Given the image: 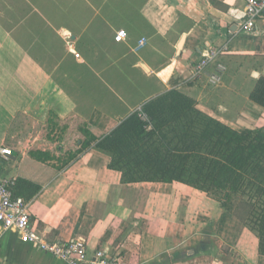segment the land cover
<instances>
[{
  "label": "crops",
  "instance_id": "0c3cea01",
  "mask_svg": "<svg viewBox=\"0 0 264 264\" xmlns=\"http://www.w3.org/2000/svg\"><path fill=\"white\" fill-rule=\"evenodd\" d=\"M4 3L0 150L2 129L19 114L79 118L108 134L171 90L231 128L244 116L264 127V108L251 100L264 78V18L244 29L245 0ZM122 31L127 37L117 42ZM142 39L147 44L136 50ZM27 152L0 157V181L16 179L15 195L51 242L82 238L89 258L104 251L119 264H264L257 236L204 192L179 182L123 184L110 156L96 149L62 171ZM0 264L66 263L9 232Z\"/></svg>",
  "mask_w": 264,
  "mask_h": 264
},
{
  "label": "trees",
  "instance_id": "16d2710c",
  "mask_svg": "<svg viewBox=\"0 0 264 264\" xmlns=\"http://www.w3.org/2000/svg\"><path fill=\"white\" fill-rule=\"evenodd\" d=\"M251 100L264 108V78ZM141 112L147 122L137 111L114 131L100 135L79 118L63 121L53 116L64 125L71 146L69 152L58 147L59 159L68 157L59 170L96 149L110 156V167L122 174L123 184L179 182L219 195L221 206L257 236L264 255V127L234 130L199 111L193 99L176 90L150 100ZM131 124L138 129L132 135L134 143L127 137L118 143ZM27 153L41 162L58 160L43 151Z\"/></svg>",
  "mask_w": 264,
  "mask_h": 264
},
{
  "label": "built area",
  "instance_id": "2783aa9c",
  "mask_svg": "<svg viewBox=\"0 0 264 264\" xmlns=\"http://www.w3.org/2000/svg\"><path fill=\"white\" fill-rule=\"evenodd\" d=\"M246 8L243 19V28L254 30L257 23L264 18V0H245ZM127 33L122 31L115 40L123 41ZM147 44L146 39L139 41L136 50ZM217 52L204 55L202 60L195 65L194 72L201 73L204 68L216 57ZM77 58L79 55H75ZM215 79V78H214ZM140 118L147 122L148 118L140 110ZM13 152L4 148L0 150V157L10 158ZM16 179H3L0 181V240L9 232H16L20 238L34 245L43 253L49 254L66 264H119V257L108 256L104 251L88 256V244L82 238H73L69 241L51 242L47 236L40 232L30 219L29 204L24 199L15 195Z\"/></svg>",
  "mask_w": 264,
  "mask_h": 264
},
{
  "label": "rangeland",
  "instance_id": "374dc122",
  "mask_svg": "<svg viewBox=\"0 0 264 264\" xmlns=\"http://www.w3.org/2000/svg\"><path fill=\"white\" fill-rule=\"evenodd\" d=\"M4 1L7 0H3V2L1 0L2 5L0 6V8L2 9V11L6 7ZM50 50H52V48H50ZM235 107H237V104H235ZM231 115L237 116V109L233 110ZM259 125H261V123H257L254 119L244 116V119L241 120L238 125L236 123L232 124L231 126L233 129L242 132L246 129L256 130L262 128L259 127ZM137 130V125L135 124L127 126L124 129V136L120 141H118V143H122L124 140H126L125 137H127L128 140H131V142L134 143V138L132 137V135H134ZM148 130H150V128ZM2 131L5 136V141L2 144V149L7 148L12 150L13 155L23 154L26 151H43L47 152L48 154H50V156L55 157L56 159L58 158V162L56 160L55 161L59 166H61L62 163L66 162V160L68 159V157L59 159V157H61L62 155H60L57 151L58 147H63V152H69V150L71 149L70 142L67 141L68 136H66V129H64L63 124L57 122L56 119L51 116L46 115L43 118H33L27 116L26 114H19L17 115L15 120H13L12 124L9 127L3 128ZM123 146H126V144L124 143ZM139 167L141 169L151 168V166ZM217 196L213 197L210 195L209 197L217 201ZM227 253L229 252L227 251Z\"/></svg>",
  "mask_w": 264,
  "mask_h": 264
},
{
  "label": "water",
  "instance_id": "95a60500",
  "mask_svg": "<svg viewBox=\"0 0 264 264\" xmlns=\"http://www.w3.org/2000/svg\"><path fill=\"white\" fill-rule=\"evenodd\" d=\"M182 42V41H181ZM181 45V44H180Z\"/></svg>",
  "mask_w": 264,
  "mask_h": 264
}]
</instances>
